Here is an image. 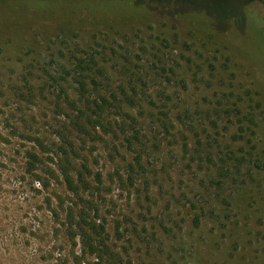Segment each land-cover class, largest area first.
I'll return each instance as SVG.
<instances>
[{
    "label": "rangeland",
    "instance_id": "rangeland-1",
    "mask_svg": "<svg viewBox=\"0 0 264 264\" xmlns=\"http://www.w3.org/2000/svg\"><path fill=\"white\" fill-rule=\"evenodd\" d=\"M34 1L0 0V264H264V0Z\"/></svg>",
    "mask_w": 264,
    "mask_h": 264
},
{
    "label": "trees",
    "instance_id": "trees-1",
    "mask_svg": "<svg viewBox=\"0 0 264 264\" xmlns=\"http://www.w3.org/2000/svg\"><path fill=\"white\" fill-rule=\"evenodd\" d=\"M182 1H184V0H175V2L178 3L177 5H180V6L183 5V4H180ZM149 2L150 1L143 2V1L139 0L138 3H136L135 7L133 8L134 10H132V11L139 13V12H141L140 9L147 10L148 8L151 11H153L154 9L151 6H149V4H150ZM252 2H253V0H251V3ZM153 3L155 5H159V4L167 5V0H154ZM29 4L32 7H35L37 11L45 14V16H47V17H53L54 15H58V17H60L62 15L70 13L71 11L73 13L74 11H80L84 8L88 9V12L91 15H96L97 12H99V11L110 10V9L116 8V5L113 2V0H77L75 2H73V1H69V2L68 1H61V2H59V1H53V0H36L32 3L30 2ZM118 6H119V10L123 7L119 2H118ZM61 7H63V9L60 10L59 13L52 12V9L61 8ZM182 7H183V10L173 12V13H171L170 16H172L173 18H175V16H179L183 20L190 19L191 22H200V24H202L204 29H206V28L210 29L211 25L214 27L216 24L217 25L221 24V21H220L221 19L219 17L217 18V16H215L214 14H210L207 11H205V13L193 12L192 9L188 8V5L182 6ZM124 12L125 11H119V13L117 15L120 16L121 13L123 14ZM253 17H254V14H253ZM237 18L238 17L231 16L230 23H232L233 26L238 23ZM260 21H261V19H256L254 17V20L251 22L255 25H259ZM258 27L261 28L260 26H258ZM85 54L86 55H84V57H82V56H77V53L73 52L70 54V60H69L70 64L74 68L75 74L77 75L76 81L79 84V88L82 91H84L86 88V85H87L86 81L89 80L92 84H95V80H96L95 74L97 72L100 73V68L98 67V62L94 58V56L89 55L87 53H85ZM94 72H95V74H94ZM28 156H29L28 157L29 161H31V162H32V160L30 158H35L34 154L29 153ZM29 161H28V164H31V163H29ZM64 180L66 182L67 188L70 190V188L73 187V180L70 177V174L68 172H64ZM83 232H86V231L83 230ZM84 236H86L85 233H83V235H81L83 245L87 246L88 248L91 249V251H93L94 247H93L92 243L89 242V239L84 240L83 239Z\"/></svg>",
    "mask_w": 264,
    "mask_h": 264
}]
</instances>
